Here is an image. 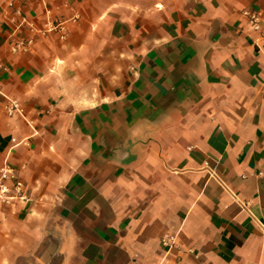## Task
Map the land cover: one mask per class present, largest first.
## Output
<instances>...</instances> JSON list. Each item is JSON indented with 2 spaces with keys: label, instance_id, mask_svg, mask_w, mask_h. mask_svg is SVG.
<instances>
[{
  "label": "crops",
  "instance_id": "obj_1",
  "mask_svg": "<svg viewBox=\"0 0 264 264\" xmlns=\"http://www.w3.org/2000/svg\"><path fill=\"white\" fill-rule=\"evenodd\" d=\"M263 44L264 0H0V264H264Z\"/></svg>",
  "mask_w": 264,
  "mask_h": 264
},
{
  "label": "built area",
  "instance_id": "obj_2",
  "mask_svg": "<svg viewBox=\"0 0 264 264\" xmlns=\"http://www.w3.org/2000/svg\"><path fill=\"white\" fill-rule=\"evenodd\" d=\"M16 16L20 17V10L15 11ZM244 15L249 19L250 24L252 25L253 30H257V16L254 13L245 12ZM62 23L58 22L56 25H52L46 30H58L62 31ZM64 34H61L63 39ZM23 44H18L14 48V51L17 49H23ZM264 49V44H263ZM4 111L9 117H23V109L14 100H6L4 104ZM28 201V195L26 188L21 178L19 177L17 170L14 169L9 163L5 162L0 166V205L3 206H12L16 203H22ZM161 245L167 250H171L174 246V237L170 235H164L161 240Z\"/></svg>",
  "mask_w": 264,
  "mask_h": 264
}]
</instances>
